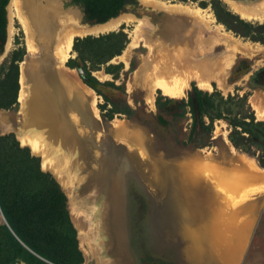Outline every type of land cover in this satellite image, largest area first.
Segmentation results:
<instances>
[{
	"label": "rangeland",
	"instance_id": "1",
	"mask_svg": "<svg viewBox=\"0 0 264 264\" xmlns=\"http://www.w3.org/2000/svg\"><path fill=\"white\" fill-rule=\"evenodd\" d=\"M58 1L62 10H72L78 14V25L83 23L82 12L78 6L72 5L69 0ZM167 1L198 5L199 8L210 12L215 23L217 20L211 6L214 1L222 10L233 14L220 0ZM233 1L242 5L251 4L260 9L259 11L264 10V0ZM141 9L138 0H129L124 5L122 14L133 15L141 20L143 16L137 12ZM144 17L152 25L163 21L161 13H147ZM237 18L240 19L238 16ZM242 21L252 26L264 25V21ZM217 24L242 41L261 44L237 35L220 22ZM13 25V43L3 60H0V66L6 65L15 55L17 60L14 63L18 74L19 64L24 60L26 51L23 33L16 21ZM5 29L7 42L8 18ZM131 30V25H125L122 29L127 42ZM144 30L148 32L150 29ZM216 47L212 54L223 57L225 48L222 45ZM2 50L4 53L5 46L4 49L2 46ZM149 56L148 48L139 43L136 47L129 48L127 64L116 58L117 56L112 58L114 62L111 59L112 63L109 61L105 64L120 63L121 69L113 84L120 86L123 91L99 87L109 100L105 109H108L111 103L117 106L125 103L133 112L130 117L116 114L110 120L101 116L98 108L103 104L101 97L81 82L76 69L67 66L70 60L74 61L75 53L67 59L66 68L75 71L79 83L84 85L85 90L88 88L94 94L92 96L89 93L90 96L85 97L84 112L90 119L89 124L80 126L85 131L83 140L91 143V148L87 149L91 156L90 162L85 167L81 179L78 178L69 184V195L60 183L64 178L58 179L49 170L42 169L41 158L31 153L38 158L39 168L42 169L40 170L49 173L66 195V208L75 236L81 231L87 237L88 243H85L84 247L79 244L78 237L76 238L77 249L82 257L81 264H264V186L248 178L244 180L242 188L227 191L221 184L216 188L210 184L206 185L212 178H209L207 172H203L198 173L199 176L203 175L188 188L183 187L187 183L181 173L185 167H189L188 163L193 159L200 158L202 161L220 165L225 163L229 156L248 159L258 169L263 172L264 169L256 164L253 157L232 148L226 138V124L222 120L213 122L207 145L192 148L197 143L196 135L194 141L188 140L189 114L180 116L177 102L186 99V93L191 87L199 88L195 82H191L183 97L171 98L162 95L157 88L151 91L152 84L142 83L139 76L140 67ZM76 64L78 65L77 62ZM102 68L103 66L91 75L100 82L112 81L110 76L103 73ZM17 78L19 84V76ZM222 81L221 87L211 83L208 91L199 90L207 93L215 90L222 97L227 94H245L250 110H253V114L256 113L253 109L254 101L264 97V63L258 66L247 58L237 57ZM17 92L19 93V90ZM150 95L153 97L152 106L148 102ZM157 97L170 100L159 111L155 108ZM92 112H97V116L94 117ZM2 114L8 117L10 128L0 127V135L12 134L17 140L16 128L22 118L18 100L15 99V103L8 109H0V115ZM158 115L161 116L162 122L156 119ZM254 117L256 120H264V115L255 114ZM118 125H123L140 136L139 151L136 150L138 148H130L132 144L130 139H127L128 135L122 138L115 136L114 130ZM192 135L189 138H192ZM93 151L97 152L95 156ZM190 172L193 175L192 170ZM186 188L188 191L184 192ZM73 213L77 214L78 224L72 220ZM215 221L219 222L213 227L211 234L220 232L219 236L213 237L210 234V240L207 241L199 238L200 230Z\"/></svg>",
	"mask_w": 264,
	"mask_h": 264
},
{
	"label": "bare ground",
	"instance_id": "2",
	"mask_svg": "<svg viewBox=\"0 0 264 264\" xmlns=\"http://www.w3.org/2000/svg\"><path fill=\"white\" fill-rule=\"evenodd\" d=\"M220 1L242 20L264 21V10L259 11L260 9L251 4L242 5L233 0ZM138 3L142 9L137 12L143 19L121 13L114 19L88 28L80 27L78 14L72 10H62L58 0H10L7 5L8 37L0 60H3L13 43L14 21L23 33L26 51L24 60L19 64L20 89L17 100L22 118L16 128L17 140L21 146L28 147L32 154L41 158L42 169L49 170L58 179L64 178L60 183L67 195L71 188L69 184L78 178L81 179L91 157L87 150L88 147L91 148V143L83 140L85 131L80 126L89 124L90 119L84 112L85 97L89 93L92 96L94 94L88 88L85 90L84 85L77 80L75 71L67 69L65 65L67 59L74 55L72 43L75 37L98 36L116 32L121 26L131 25L129 43L116 58L127 64L129 48L142 43L148 48L150 56L140 67V81L151 83V91L157 88L162 95L170 98L183 97L191 82H195L197 88L203 91H208L211 83L221 87L223 76L237 57L247 58L258 66L264 63L263 45L236 38L230 31H225L217 24V21L215 23L210 12L199 8L198 5L167 0H138ZM147 13H161L163 21L152 25L146 18L148 15L144 17ZM145 28L150 30L145 32ZM218 45L225 48L223 57L212 54L214 47ZM257 99L253 109L256 116H262L264 97ZM152 100L150 95L148 102L151 106ZM93 116L96 117L97 112H94ZM0 127L10 128L9 119L5 114L0 115ZM114 133L121 138L128 135L127 139H130L132 144L130 148H138L136 150L139 151L140 136L135 131L118 125ZM97 138L98 135L95 136V139ZM96 154L97 152L93 151V156ZM227 158L226 162L220 165L202 161L200 158L193 159L188 163L189 167H185L181 172L183 180L187 183L183 187L193 186L198 177L203 175L199 176L198 173L203 172H207L211 176L209 178H212L206 185L210 184L216 188L221 184L227 191L242 188L244 180L248 178L264 186V172L253 162L233 156ZM188 168L191 169L187 171ZM188 188L184 192L188 191ZM188 201L187 199L186 203ZM69 204L72 210L71 202ZM76 215L73 213L71 216L73 222L78 224ZM218 222H210L208 227L200 230L198 237L210 240L213 227ZM218 234L220 232L211 235L215 237L219 236ZM77 237L81 246L84 247L85 243H88L86 235L81 231H78Z\"/></svg>",
	"mask_w": 264,
	"mask_h": 264
},
{
	"label": "trees",
	"instance_id": "3",
	"mask_svg": "<svg viewBox=\"0 0 264 264\" xmlns=\"http://www.w3.org/2000/svg\"><path fill=\"white\" fill-rule=\"evenodd\" d=\"M69 1L80 8L83 23L87 24H100L116 18L129 2ZM7 2L9 0H0V55L6 43ZM211 6L217 22L241 37L264 44V25L252 26L243 22L218 7L215 1ZM123 27L96 37L75 38L72 43L75 59L67 65L70 69H76L81 82L101 97L103 104L98 108L106 120L116 114L126 117L133 114L125 103L121 106L111 103L105 109L109 100L99 89L110 87L122 91L120 86L113 84L118 78L120 63L105 64L120 56L129 42L122 32ZM16 60L14 55L6 65L0 66V109H8L17 99L19 69L17 74ZM101 66L103 73L110 76L112 81L100 82L91 75ZM246 98L245 94L222 97L215 90L207 93L191 87L186 99L179 100L177 106L180 116L189 114L188 140L194 141L196 135L197 141L192 148L207 145L213 122L222 120L226 124V138L232 148L253 157L256 164L264 169V120H256ZM169 102L157 97L156 110L159 111ZM156 119L162 122L161 116H156ZM190 135L193 137L189 138ZM15 139L12 134L0 135V264H81L77 236L66 208V195L49 173L41 171L38 158Z\"/></svg>",
	"mask_w": 264,
	"mask_h": 264
},
{
	"label": "water",
	"instance_id": "4",
	"mask_svg": "<svg viewBox=\"0 0 264 264\" xmlns=\"http://www.w3.org/2000/svg\"><path fill=\"white\" fill-rule=\"evenodd\" d=\"M70 2V1H69ZM6 8V7H5ZM106 22V21H105ZM104 23V22H103ZM100 24H102V23H100ZM93 25H99V24H87V23H82V22H80L79 23V26L80 27H85V28H88V27H91V26H93ZM101 35V34H100ZM85 36H91V35H85Z\"/></svg>",
	"mask_w": 264,
	"mask_h": 264
}]
</instances>
